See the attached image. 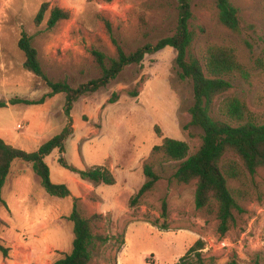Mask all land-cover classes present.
<instances>
[{
	"label": "rangeland",
	"instance_id": "1",
	"mask_svg": "<svg viewBox=\"0 0 264 264\" xmlns=\"http://www.w3.org/2000/svg\"><path fill=\"white\" fill-rule=\"evenodd\" d=\"M231 1L239 9L240 32L220 21L217 0H192L190 27L196 36L190 51L202 59L211 45L234 47L250 76L232 77L233 87L218 97L213 115L219 117L221 99L236 95L264 122V0ZM44 2L69 10L70 17L49 28L48 12L38 24L35 18ZM178 3L179 0H0V98L40 99L51 90L45 80L24 67L26 57L19 47L24 32L33 36L47 75L77 87L102 74L92 49L115 56L112 36L130 53L172 35L177 26ZM106 20L111 23L110 32ZM176 56L173 47L147 54L142 65L126 66L108 86L74 103V129L65 151L56 149L46 157L51 180L66 184L72 192L70 196L51 195L30 163L19 158L13 161L2 190L6 204L0 205V238L10 248V255L0 253V264H52L70 252L74 234L68 216L75 197H81L82 206L90 214L106 215L97 231L110 236V240L95 250L92 264H176L199 239L205 242L202 253L215 257L218 264H228L234 258L240 264L255 259L264 264V168L258 170L252 183L262 200L248 202L247 212L224 237L217 231V220L196 208V182L179 183L174 177L180 161L155 166L160 175L155 187L138 203H131L147 180L143 165L155 145L165 137L184 140L191 155L202 144L203 129L189 124L193 82L181 78ZM135 90L137 95L133 94ZM65 98V93H58L42 104L18 103L0 108V135L16 147L37 150L68 124ZM60 158L80 169L104 165L112 170L116 182L95 185L83 181L64 167ZM17 198L21 202L11 213L8 203L16 204ZM164 204L166 218L162 216ZM6 220L18 228H11ZM32 221L36 230L33 234L29 231ZM43 222L47 224L45 229ZM164 222L167 229L163 228ZM46 230L48 241L56 246L45 245L42 237Z\"/></svg>",
	"mask_w": 264,
	"mask_h": 264
},
{
	"label": "trees",
	"instance_id": "2",
	"mask_svg": "<svg viewBox=\"0 0 264 264\" xmlns=\"http://www.w3.org/2000/svg\"><path fill=\"white\" fill-rule=\"evenodd\" d=\"M217 8L219 19L227 28L234 32L242 30L239 9L231 0H217ZM177 10V26L174 33L160 38L156 43L148 42L135 51L127 53L112 36L116 46L114 57H108L104 52L92 49L102 74L77 87L67 81L51 79L42 67L33 36L27 32L22 34L19 47L26 57L24 67L45 80L51 90L40 99L15 97L7 101L0 98V108L18 103L42 104L48 97L65 93L64 111L68 117V124L35 151L16 147L0 137V205L6 204L2 190L11 173L13 161L17 158L32 165L48 193L60 197L70 196L72 192L66 184L51 180L50 166L46 157L56 149L65 151L66 141L73 134L74 129L71 114L74 103L80 97L108 86L126 66L142 65L147 54L156 53L166 47H173L177 52L176 63L180 68L181 78L193 82L194 103L190 108L189 124L203 129L202 144L198 151L191 155L190 146L184 140L165 137L161 144L155 145L143 165L147 180L131 198L132 205L138 203L148 191H151L160 179L154 167L170 160L180 161L174 173L179 183L196 182V208L217 220V231L220 236H226L235 226L238 218L247 212L248 202L262 200V194L255 193L252 183L258 170L264 168V122L250 109L243 98L236 95L221 99L217 109L219 117L213 115L218 97L233 87L232 77L241 76L248 79L249 69L232 46L211 45L202 59L192 54L190 50L196 36L195 30L190 27L193 17L192 0H179ZM48 12L49 28L70 17L69 10L44 2L36 15V22L40 24ZM105 22L110 32L111 23L109 20ZM133 94L137 95L138 91H133ZM59 162L75 172L83 181L95 185L116 182L112 170L104 165L80 169L64 158H60ZM167 214V207L164 204L162 216L166 218ZM68 218L73 223V248L55 259L52 264H92L95 250L110 240V236L97 231L99 224L106 219V215L100 212L90 214L82 206L81 197H75L74 207ZM2 222L0 218V223ZM154 225H157L156 221ZM163 228H168L166 222ZM204 247L205 242L199 239L176 264H218L215 257H206L202 253ZM9 251L10 248L5 246L0 238V253L7 256ZM228 264L240 263L234 258ZM246 264L263 263L260 259H255Z\"/></svg>",
	"mask_w": 264,
	"mask_h": 264
},
{
	"label": "crops",
	"instance_id": "3",
	"mask_svg": "<svg viewBox=\"0 0 264 264\" xmlns=\"http://www.w3.org/2000/svg\"><path fill=\"white\" fill-rule=\"evenodd\" d=\"M0 137H3V136L0 135ZM16 202H17V203L14 204V205H11V204L8 203V207H9L11 213H13V210L15 209V208H14L15 205L20 204V202H21L20 198H17V201H16ZM53 215H54V212L51 213V216H53ZM21 217H23L22 214H21ZM23 218L26 219V220H28L26 215H25ZM10 219H11V218H10ZM6 221L9 222V224L11 223V225H10V226H12L11 228H15V229L18 228V225H17L16 223H13L12 221H9V220H6ZM33 226H34V222L32 221V222H31V229L29 230V231L32 232V234L34 233L33 231H36L35 228H33ZM41 226L43 227V229H45V228L47 227L46 222H43V223L41 224ZM27 228H28V227H27ZM27 230H28V229H27ZM44 234H45V236H44V238L42 237V239H44V243H45V245H46V246H51V245H55V246H56V244H54L53 242L48 241V231H47V230H46V232H45ZM17 238H19V237H17ZM42 239H39V240H42ZM8 255H10V254H8ZM8 255H7V256H8Z\"/></svg>",
	"mask_w": 264,
	"mask_h": 264
},
{
	"label": "built area",
	"instance_id": "4",
	"mask_svg": "<svg viewBox=\"0 0 264 264\" xmlns=\"http://www.w3.org/2000/svg\"><path fill=\"white\" fill-rule=\"evenodd\" d=\"M18 126H19V127H22V124H19Z\"/></svg>",
	"mask_w": 264,
	"mask_h": 264
},
{
	"label": "bare ground",
	"instance_id": "5",
	"mask_svg": "<svg viewBox=\"0 0 264 264\" xmlns=\"http://www.w3.org/2000/svg\"><path fill=\"white\" fill-rule=\"evenodd\" d=\"M119 264H121V263L119 262ZM122 264H123V262H122Z\"/></svg>",
	"mask_w": 264,
	"mask_h": 264
}]
</instances>
